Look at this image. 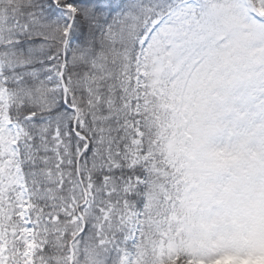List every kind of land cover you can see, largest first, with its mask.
I'll return each instance as SVG.
<instances>
[{"label":"snow or ice","instance_id":"1","mask_svg":"<svg viewBox=\"0 0 264 264\" xmlns=\"http://www.w3.org/2000/svg\"><path fill=\"white\" fill-rule=\"evenodd\" d=\"M0 264H264V0H0Z\"/></svg>","mask_w":264,"mask_h":264}]
</instances>
